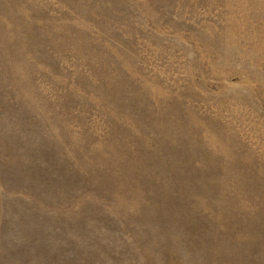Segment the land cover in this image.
Returning a JSON list of instances; mask_svg holds the SVG:
<instances>
[{
  "label": "rangeland",
  "instance_id": "rangeland-1",
  "mask_svg": "<svg viewBox=\"0 0 264 264\" xmlns=\"http://www.w3.org/2000/svg\"><path fill=\"white\" fill-rule=\"evenodd\" d=\"M0 264H264V0H0Z\"/></svg>",
  "mask_w": 264,
  "mask_h": 264
}]
</instances>
